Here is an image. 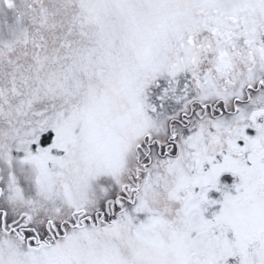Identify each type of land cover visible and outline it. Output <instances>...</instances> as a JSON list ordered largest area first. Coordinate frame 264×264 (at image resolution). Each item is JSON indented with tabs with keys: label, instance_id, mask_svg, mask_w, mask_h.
I'll return each instance as SVG.
<instances>
[{
	"label": "snow or ice",
	"instance_id": "snow-or-ice-1",
	"mask_svg": "<svg viewBox=\"0 0 264 264\" xmlns=\"http://www.w3.org/2000/svg\"><path fill=\"white\" fill-rule=\"evenodd\" d=\"M0 264H264V0H0Z\"/></svg>",
	"mask_w": 264,
	"mask_h": 264
}]
</instances>
